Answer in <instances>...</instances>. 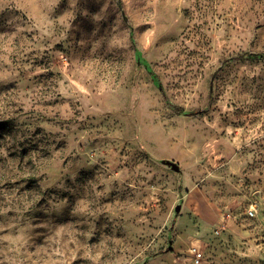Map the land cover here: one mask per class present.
<instances>
[{
	"label": "rangeland",
	"instance_id": "374dc122",
	"mask_svg": "<svg viewBox=\"0 0 264 264\" xmlns=\"http://www.w3.org/2000/svg\"><path fill=\"white\" fill-rule=\"evenodd\" d=\"M247 53L264 0H0V264H264Z\"/></svg>",
	"mask_w": 264,
	"mask_h": 264
},
{
	"label": "trees",
	"instance_id": "16d2710c",
	"mask_svg": "<svg viewBox=\"0 0 264 264\" xmlns=\"http://www.w3.org/2000/svg\"><path fill=\"white\" fill-rule=\"evenodd\" d=\"M245 57H255V58H264V53H258V54H245ZM7 130V128H5Z\"/></svg>",
	"mask_w": 264,
	"mask_h": 264
}]
</instances>
